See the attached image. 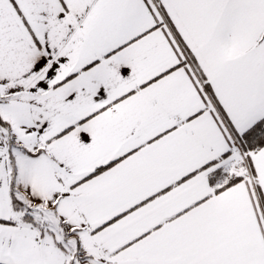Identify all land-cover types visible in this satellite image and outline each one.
Returning <instances> with one entry per match:
<instances>
[{
    "label": "crops",
    "instance_id": "1",
    "mask_svg": "<svg viewBox=\"0 0 264 264\" xmlns=\"http://www.w3.org/2000/svg\"><path fill=\"white\" fill-rule=\"evenodd\" d=\"M0 123V264H69L12 189L96 264H264V0H0Z\"/></svg>",
    "mask_w": 264,
    "mask_h": 264
},
{
    "label": "rangeland",
    "instance_id": "2",
    "mask_svg": "<svg viewBox=\"0 0 264 264\" xmlns=\"http://www.w3.org/2000/svg\"><path fill=\"white\" fill-rule=\"evenodd\" d=\"M247 169H249V167L246 163V156L242 154V160L237 161V163L233 167L232 174L242 175L247 171ZM30 213L32 212L29 211V214ZM32 214L38 226H40V228L47 233L52 232V234H56V240H58V242L68 250L69 264H96L94 259L84 254V252L80 248L79 240L77 238H69L71 233L74 232H65V230L62 229L61 225L56 223V220L54 218H47L45 213H43L42 211L40 212L36 210L33 211ZM50 229L52 231H50Z\"/></svg>",
    "mask_w": 264,
    "mask_h": 264
},
{
    "label": "trees",
    "instance_id": "3",
    "mask_svg": "<svg viewBox=\"0 0 264 264\" xmlns=\"http://www.w3.org/2000/svg\"><path fill=\"white\" fill-rule=\"evenodd\" d=\"M1 124V123H0ZM245 145L246 148L249 151H252L253 149L256 150L260 148L264 144V127L263 125H257L253 130L246 135L245 137ZM34 156V155H32ZM11 166V179L12 183L14 179L16 178V169L10 162ZM11 195V200H12V206L16 211H20L23 213V220L30 223L33 226H38L35 222H32V219L28 214L26 213L28 210L27 208L21 203V201L18 199L16 192L12 189V192L10 193Z\"/></svg>",
    "mask_w": 264,
    "mask_h": 264
}]
</instances>
